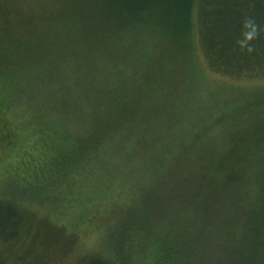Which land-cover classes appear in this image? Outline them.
Listing matches in <instances>:
<instances>
[{
    "label": "rangeland",
    "instance_id": "obj_1",
    "mask_svg": "<svg viewBox=\"0 0 264 264\" xmlns=\"http://www.w3.org/2000/svg\"><path fill=\"white\" fill-rule=\"evenodd\" d=\"M86 1L82 0L77 10L73 0H0V36L6 40L0 45V64H6L7 54H11L20 67L16 74L24 76L21 70L27 72L28 85L34 76L31 73L37 70L46 81L45 85H34L31 105L27 95H16V99L22 98V101H16L11 109L13 120L0 112V264H96L103 261L153 264L155 247L151 235L135 234V230L127 243L122 239L119 226L127 216L124 210H132L137 205L150 224L163 215L154 230L180 234V223L187 220L179 202L190 209L213 207L219 210L224 198L228 199L232 193L229 191L233 187L231 182L236 183L232 175L259 150L264 130L261 124L246 125L240 111L260 104L255 91L264 89V73L243 75L213 70L200 49L197 31L196 56H181L171 44L165 47L159 39H152L151 32L145 29L138 35L128 34L130 44L114 47L112 37L116 34L110 29L97 36L92 33L94 24L87 29L79 21L93 15L97 18L109 10L116 19L126 16L125 12L112 7L113 2L109 0V6L105 0L95 1L105 5L90 10ZM254 11L260 14L258 9ZM194 14L197 15V9ZM96 23L98 25V19ZM113 24L118 26L116 23L111 26ZM118 29L123 34V28ZM92 35L96 38H91ZM17 37H20V45ZM140 38L141 41L147 39L142 43ZM8 40L13 44L7 46ZM65 99L71 100L73 107H67L74 110L67 116L61 115L68 117V125L74 128L76 135H88V129L98 130L100 134L105 131L107 134L101 143L110 149L116 162L127 164L125 174L129 177L117 187L118 191H100L101 194L91 200L93 203L88 210L81 209L79 191H67L64 184H58L54 191L33 188L32 158L27 150L19 148L26 140L35 141L39 112L62 110L66 108L61 105ZM143 102L156 104L151 126L157 129L153 131L157 139L153 136L148 142L145 132L139 131L142 119L134 115V110ZM119 104H123L126 112ZM128 110L131 114L125 116ZM34 111L38 114L34 115ZM94 116L99 122L95 127L91 120ZM209 117L213 131L225 130L213 137L214 143L219 140V145L214 147L216 151H212L210 140L200 141L202 132L184 143L186 148L184 146L182 151L181 146L184 157L168 160L166 150L172 149L169 145L174 146L176 139H186L183 137L196 122ZM123 121L130 125L122 128L126 123ZM237 126L243 127L236 137ZM207 131L201 140L209 136ZM116 133L115 144L111 142V135ZM137 136L140 142L133 141ZM221 142L226 145L219 149ZM133 145H137V150ZM196 149H199L196 161L189 160ZM172 151L175 154V149ZM129 152L132 155L126 156ZM203 157L206 159L202 162ZM165 161L168 164L163 167L161 163ZM183 161L190 162L185 165ZM140 182L143 183L138 191L128 187L130 183L134 186ZM255 192L258 197L242 191V196L233 202L239 205L236 208L246 211L264 202V185ZM201 228L205 229V239L193 238L194 242L203 244L205 251L201 252L207 255L205 264H222L221 252L216 254L211 250L209 253L214 233Z\"/></svg>",
    "mask_w": 264,
    "mask_h": 264
},
{
    "label": "trees",
    "instance_id": "obj_2",
    "mask_svg": "<svg viewBox=\"0 0 264 264\" xmlns=\"http://www.w3.org/2000/svg\"><path fill=\"white\" fill-rule=\"evenodd\" d=\"M81 1L73 0L75 9H80L78 5ZM92 1L94 3L89 0L86 1L91 7L90 10L96 8L98 4L95 1L99 0ZM107 1L105 0V4L109 6ZM110 1L113 2L111 3L112 7L115 6L122 13L125 12L124 15L126 16H119L115 13L120 18L113 19L111 10H109L101 16L98 15L97 18L93 15L81 23L79 21V24L84 25L87 29L94 24L95 26H92H94L95 32L93 30L92 33L97 34V36L104 30L110 29L116 34V36L114 35L115 38L112 37L114 47H123L125 44H130L127 35H132L131 33L138 35L145 29L151 32L152 39H159L165 47L167 45L169 47V44H171L181 56L191 54L196 56L198 53L195 49L198 48L196 47L195 36L197 31L200 38V49L213 70L220 73L235 72L243 75L264 73V0ZM103 4L98 5L97 8L102 7ZM255 8L260 11V14L254 11ZM195 9H197L196 16L194 14ZM260 15L261 18L258 17ZM182 17L184 19H181ZM97 19L98 25L96 23ZM111 23H116L118 26H114V24L111 26ZM196 26L198 29H196ZM118 27L123 28V34H120L122 30L120 29V32ZM127 30L129 32L124 33ZM90 37L96 38L94 35ZM137 37L136 40H138ZM19 38H16L18 45L21 44ZM146 39L141 42L143 43ZM4 43H6L5 37L0 36V45L3 46ZM7 43H9L7 46L13 44L10 40ZM67 54H70L73 58L75 57L70 52ZM7 55H9L6 57L8 62L6 61L7 63L4 65L0 64V112L5 113L9 120H13L11 115L13 110L11 109L16 106V101H22V98L16 99V95H27L30 104V98H32L30 95L35 92L33 87L39 86V84L45 85L46 81L40 78L41 73L37 70L31 73L34 76L30 78V84L28 85L26 81L27 72L21 70L24 76L16 74L20 67H18L11 54ZM255 95L256 98L258 97L257 102L260 104L244 108L240 111V116L246 122V125L251 126L256 123L260 126L261 124L264 130V89L255 91ZM148 102L139 103L136 110H134V115L142 119L140 120L142 123L139 131L145 132L147 142L153 136L157 137L153 132L157 129L151 126L153 124L151 118L155 112L156 104H149ZM8 104H11V106ZM61 105L66 106V108L53 113H47V110L39 112V117H37L39 124L37 123L36 126L38 134L35 141L29 142L26 140L24 144L19 145V148L27 150L29 158H32V160H29L32 161L30 178L33 182V188L40 189L39 191H54L58 184H64L67 186V191H79L81 209L88 210L90 204L93 203L91 200L98 197L101 194L100 191L105 193L118 191L117 187H121L129 177L128 173L125 174L127 164H120L122 161L120 163L116 162V159H113L114 155L112 157L110 153V149L108 150L101 143L102 137L107 134L105 131L100 134L98 130L96 132L93 129H88L90 134L76 135L74 128L68 125V117H66L71 110H74L68 108L73 107V104L71 100L65 99L61 102ZM119 106L126 112L123 104H119ZM37 111L33 112L34 115L38 114ZM61 114L66 115L65 118H62ZM130 114L128 110L125 116ZM91 120L94 122V127L99 123L95 121V116ZM209 120L210 117L205 118L202 122H196L191 132L186 133L183 137L186 139H183V141L176 139L174 146L169 145L172 146L173 150L175 149V154L172 153V149H167L168 160H173L178 156L184 157V152H181L186 145L184 143L191 141L192 138L194 139L197 134L202 132L200 141L210 140L209 144L212 151H216L214 147L216 148L219 145V140H215L214 143V138L222 128L213 131L212 120ZM125 122L123 121V124ZM129 125L130 122H126L122 128ZM115 127L117 128V126ZM241 127L243 126L235 128L236 137ZM206 130H209L207 131L209 136L201 140L206 134ZM224 131L223 129L220 135ZM29 137L30 134H27V138ZM116 141L117 133L111 135V142L116 144ZM133 141L140 142V138L138 136L134 137ZM259 141H261L260 145L258 144L259 150L252 153L246 165L232 175L236 183L231 182L233 187L229 191H232V193H230L228 199L224 198V205H221L219 210L213 207H204L203 209L193 207L190 209L185 207L183 202H179L184 207L186 214L184 219L187 220V223H180L181 226L178 229V231L182 230L180 234H174L173 231L162 234V230L158 232V230H154V227L159 226L158 224L164 216H159L155 223L150 224L146 220L145 212L135 205L136 208L132 210H124V214H127V216L119 226V233L124 242L127 243L136 230L135 234L140 232L143 236L151 235L152 239L150 240L155 247L153 264H205L207 255L201 252L202 250L205 251L203 244L198 241L194 242V238L202 236L204 240L205 229L201 227H206L208 231L214 233L211 237L214 242L212 240L209 242L211 247L208 248L209 253L213 250L216 251V254L221 252L222 264H264V202L246 211L236 208L239 205L233 203L242 196V191L252 193L251 195L254 194L258 197L255 191H258L264 185V133ZM225 143L222 145L221 142V148L219 149L224 148ZM145 144L148 143L145 142ZM133 147L137 150V145H133ZM193 151L195 152L191 153L189 160L192 158V161H196L195 156L198 155L197 151L199 149ZM185 153L188 152L185 151ZM130 155L132 153L129 152L126 156ZM119 158L124 159L123 157ZM205 159L203 157L200 161L203 162ZM167 162H162V166L165 167L168 164ZM189 162L183 161V164L188 165ZM116 164H119V167ZM47 176L49 177L47 178ZM44 178L47 179L44 180ZM142 183L140 182L134 186L130 183L128 187L130 186L129 188L132 191H138V186ZM229 200H232L231 203H229ZM228 204H231L232 207ZM195 228H197L196 231H194ZM203 254L205 256H202ZM96 264L111 263L103 261Z\"/></svg>",
    "mask_w": 264,
    "mask_h": 264
}]
</instances>
